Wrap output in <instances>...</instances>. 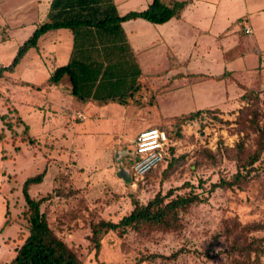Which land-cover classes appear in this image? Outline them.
Masks as SVG:
<instances>
[{"label": "rangeland", "instance_id": "1", "mask_svg": "<svg viewBox=\"0 0 264 264\" xmlns=\"http://www.w3.org/2000/svg\"><path fill=\"white\" fill-rule=\"evenodd\" d=\"M245 1L222 0L229 14L247 8ZM146 2L150 0H117L123 14L139 10ZM204 3L200 0L195 7L201 9ZM239 19L240 15L235 20ZM25 30L29 31L26 36L22 29L7 38V25H0V66L12 62L34 27ZM71 40L68 29L47 32L39 40V51L31 49L0 84V264L12 261L30 232L23 184L45 169L44 181L32 185L30 193L36 199L45 198L41 210L51 227L85 264H264V153L254 168L242 169L243 174L249 172L246 182L212 188L221 179L233 180L239 155L240 163H245V152L256 149L258 132L243 119L251 118L252 109L257 108L264 125V89L254 90L259 98L254 94L252 100L239 99L236 106L215 108L184 123L181 136L175 135L177 125L167 122L172 137L168 138L166 158L144 178L131 173L130 179L124 180L118 176L119 144L123 142L132 152L122 160L133 157L141 129L154 130L165 114L176 116L193 109L192 90L188 87L184 98L176 96L172 102L176 109L168 112L150 104L127 108L128 114L133 113L130 122L124 120V108L118 103L85 113L75 106L76 98L66 84L53 89L46 83L56 56L58 65L68 62ZM251 42L244 36L234 51L249 47ZM37 53L48 63L29 69ZM218 61L215 58L203 64L216 73L220 72ZM159 80L157 86H167L165 78ZM80 113L87 115L85 122ZM4 114L6 120L1 118ZM123 164L127 166V161ZM170 189L172 197L196 193L201 198L180 210L179 229L128 228L123 235L120 230H103L96 254L91 241L94 224L118 222L131 213L136 202L146 204Z\"/></svg>", "mask_w": 264, "mask_h": 264}, {"label": "trees", "instance_id": "2", "mask_svg": "<svg viewBox=\"0 0 264 264\" xmlns=\"http://www.w3.org/2000/svg\"><path fill=\"white\" fill-rule=\"evenodd\" d=\"M189 3L191 0H152L144 10L121 14L115 0H52L46 19L19 46L12 62L0 66V84L10 76L9 73L15 72L31 49L38 48L39 40L44 34L53 30L68 29L73 36L69 60L66 64L55 67L46 81L47 85L52 87L66 84L70 93L82 102L93 101L100 105L118 103L126 109L145 104L153 107L156 104L155 94L143 74L123 23L143 18L151 23L162 24L172 18H180ZM23 83L35 85L27 81ZM36 88L40 89V86L37 85ZM148 94L151 97H148ZM254 94L256 95L254 90H249L242 99L252 100ZM256 98H259V95H256ZM210 110H194L165 117L157 128L165 130L170 139L172 133L165 126L172 120L173 125L178 127L175 135L181 136L180 127L184 123L195 121ZM251 115V118L243 119V123L257 130L256 149L245 152V163H240L242 159L239 155L238 172L233 180L221 179L213 183V190L218 187L239 186L246 182L249 172L243 174L242 169L254 168L253 166L261 160L264 153V125L257 108L252 109ZM1 118L6 120V115H1ZM20 121L23 119L20 118ZM6 125L8 129H13L11 121ZM30 141L33 142V139ZM126 161L131 168L136 158L126 157L124 162ZM46 173L47 169L27 178L23 184V196L28 206L25 217L29 221L30 232L24 242L16 248V255L9 264H85L51 227L47 215L41 210L45 198L36 199L30 193V187L42 183ZM172 196V189L165 195L159 192L146 204L136 202L131 213L118 222L103 220L94 224L91 241L95 244L96 254L100 252V234L103 230H120L123 235L128 228L136 231L146 227L179 229L182 225L180 210L201 201V198L196 193ZM168 198L171 199L167 201ZM8 224L7 220L5 225Z\"/></svg>", "mask_w": 264, "mask_h": 264}, {"label": "crops", "instance_id": "3", "mask_svg": "<svg viewBox=\"0 0 264 264\" xmlns=\"http://www.w3.org/2000/svg\"><path fill=\"white\" fill-rule=\"evenodd\" d=\"M51 1L0 0V25H7V38L12 31L22 29L25 31V36L28 35L29 31L25 30L27 26L34 27L35 30L46 19ZM203 1H205L203 7L198 9L195 6L200 4V0H191L180 18H172L162 24L151 23L143 18L131 19L123 23L143 74L155 94V105L164 108L166 112L167 109H176V105L172 102L175 101L176 96L181 98L187 96L185 90L188 87L192 90L189 96L196 104L193 105L192 110L182 113L215 108L224 110L229 106L238 105V100H242V96L247 91L264 89V2L246 0L247 8L229 14L222 0ZM115 2L120 11V4L117 0ZM150 2H146L139 10L130 11L144 10ZM194 15L196 17L192 18ZM239 15L241 19L236 21ZM247 27H251L252 31L247 32ZM61 30L65 29L53 31L61 32ZM244 36L251 39V45L234 51L241 44ZM71 37L72 49V33ZM201 38L206 43L202 42ZM201 46L203 47L200 49ZM37 56L34 55L29 69L43 68L47 65L48 62L38 53ZM215 58L219 60L220 67V72L216 73L210 71L212 66L203 64V61H211ZM56 59L58 56L55 57L50 68L52 72L56 66H59ZM160 78H165L163 84L167 86L162 87V84L157 86ZM75 102H77L75 106L85 113L88 110L93 113L94 108L98 110L99 107L110 105V103L100 105L93 101L82 102L77 99ZM165 102L168 104H164ZM123 108V116L126 117L124 120L130 122L133 113L128 114L126 107ZM80 114L84 115L83 122H85L87 115ZM165 116L175 115L165 114ZM122 145L123 142L119 144L120 149L117 153L125 148L129 149L128 146ZM117 161L119 165L124 163V159Z\"/></svg>", "mask_w": 264, "mask_h": 264}, {"label": "built area", "instance_id": "4", "mask_svg": "<svg viewBox=\"0 0 264 264\" xmlns=\"http://www.w3.org/2000/svg\"><path fill=\"white\" fill-rule=\"evenodd\" d=\"M246 31L251 32V27H247ZM80 117L83 119L82 115ZM167 143L168 135L165 130L159 128L152 130L148 127L140 131L135 140L132 155L136 158V162L131 168L129 167L132 175L144 178L147 173L156 168L166 158Z\"/></svg>", "mask_w": 264, "mask_h": 264}, {"label": "water", "instance_id": "5", "mask_svg": "<svg viewBox=\"0 0 264 264\" xmlns=\"http://www.w3.org/2000/svg\"><path fill=\"white\" fill-rule=\"evenodd\" d=\"M130 154L129 149L125 148L123 151L117 153V160H121L123 156H128ZM118 176L124 180H129L131 176L130 168L125 166L123 163L120 164V170L118 171Z\"/></svg>", "mask_w": 264, "mask_h": 264}, {"label": "flooded vegetation", "instance_id": "6", "mask_svg": "<svg viewBox=\"0 0 264 264\" xmlns=\"http://www.w3.org/2000/svg\"><path fill=\"white\" fill-rule=\"evenodd\" d=\"M127 166H128V163H127Z\"/></svg>", "mask_w": 264, "mask_h": 264}]
</instances>
